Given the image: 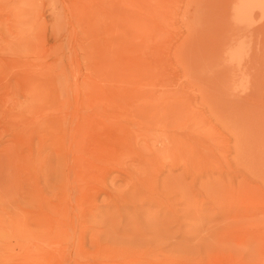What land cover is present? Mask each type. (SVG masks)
I'll list each match as a JSON object with an SVG mask.
<instances>
[{
    "label": "rangeland",
    "instance_id": "1",
    "mask_svg": "<svg viewBox=\"0 0 264 264\" xmlns=\"http://www.w3.org/2000/svg\"><path fill=\"white\" fill-rule=\"evenodd\" d=\"M237 1L0 0V264H264Z\"/></svg>",
    "mask_w": 264,
    "mask_h": 264
},
{
    "label": "bare ground",
    "instance_id": "2",
    "mask_svg": "<svg viewBox=\"0 0 264 264\" xmlns=\"http://www.w3.org/2000/svg\"><path fill=\"white\" fill-rule=\"evenodd\" d=\"M234 5L233 14L237 20L250 16L254 9H261L264 12V1L262 0H240Z\"/></svg>",
    "mask_w": 264,
    "mask_h": 264
}]
</instances>
